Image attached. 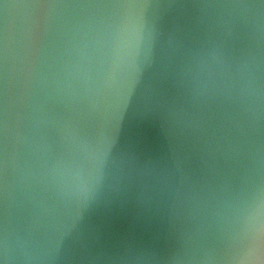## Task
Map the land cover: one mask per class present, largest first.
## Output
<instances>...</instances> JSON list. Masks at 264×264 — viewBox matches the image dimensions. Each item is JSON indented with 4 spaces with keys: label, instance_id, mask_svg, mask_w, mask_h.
<instances>
[{
    "label": "water",
    "instance_id": "95a60500",
    "mask_svg": "<svg viewBox=\"0 0 264 264\" xmlns=\"http://www.w3.org/2000/svg\"><path fill=\"white\" fill-rule=\"evenodd\" d=\"M0 264H264V0H0Z\"/></svg>",
    "mask_w": 264,
    "mask_h": 264
}]
</instances>
